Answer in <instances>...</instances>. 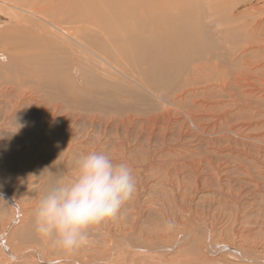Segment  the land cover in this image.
Segmentation results:
<instances>
[{
    "label": "rangeland",
    "instance_id": "374dc122",
    "mask_svg": "<svg viewBox=\"0 0 264 264\" xmlns=\"http://www.w3.org/2000/svg\"><path fill=\"white\" fill-rule=\"evenodd\" d=\"M49 1L59 4L58 9L48 15L50 20H57L56 23L60 22L59 25L65 28L78 27L77 36L86 38L87 43L95 45L128 74L131 73L129 75L136 78L138 83L152 87L155 96L146 91L147 94L139 86L135 87L136 84L132 85L127 79L113 75L99 64L100 61L78 53L74 47L66 46L59 39L52 40L50 36L44 37L49 52L48 56L45 54L47 58L40 59L44 52H38L34 56L38 62L33 60L30 65L31 68H37L42 64L44 70L50 66L45 70L49 71L48 74L41 73L31 79L22 77L21 80L17 76L18 70L14 66L5 67L0 56V238L11 251L26 256L25 261L20 263L46 264L50 258L60 264L63 260L71 261L77 256L82 259V256L90 255L82 246L66 252L39 236L34 228L33 210L50 186L60 180L71 179L75 161L80 155L97 151L108 154L115 162H127L132 167L136 191L116 218L90 229L88 240L96 243L92 246L96 249L93 254L101 253V247L108 237L106 230L116 221H122L125 227H129L132 221H140L141 228L147 233L151 231V234L173 233L180 228V223L186 221L192 224L211 221V225L218 228L216 237L222 234L221 228L236 227L237 232L250 233L249 242L256 246V253L253 255L251 252L252 259L244 256L246 260L236 263L224 258L223 262L215 264H262L252 260L260 258L264 261V174L262 164L256 165L258 168L254 169L252 163L256 159L264 161V149L259 153L254 150L255 144L248 151L244 147L233 149L219 139L222 133L210 135L215 132L218 117L226 116L219 120L224 127L243 122L247 124V131L236 132L264 140V113L260 112L264 110V0H177L173 11L161 16L145 15L144 8L137 5L134 8L137 12L118 19L114 14H100L102 23L97 15L98 20L91 21L94 25L89 24V27L96 26L91 29L97 31L100 28L104 33L99 30L90 33L92 36L88 33V25L84 23L88 16L74 12L73 5L78 0ZM34 2L29 0L28 5ZM61 10L66 12L60 13ZM6 14L8 11L2 9L0 17L12 19L10 14ZM82 16L85 18L82 19ZM95 17L92 16L93 19ZM2 27H5L4 21L0 22V29ZM176 27L181 30V35L186 29L192 33L201 30L203 53L193 52L184 46L181 35L176 38L172 34ZM124 30L130 35H137L130 45L127 44V37L119 33ZM88 35L90 38H87ZM95 36L101 37L104 43H96ZM104 36L111 39L118 37L111 42L119 49H110ZM169 36L176 41L175 47L169 48L170 60L175 63L172 62V67L168 69H160V75L155 76L153 69L156 63L167 59L164 51ZM38 40L33 42L36 46L44 41ZM141 43H149L147 54L137 49ZM176 49H183V53L175 54ZM137 64L142 67H137ZM252 65L254 70L250 68ZM219 75L225 80L224 83L228 80L229 85H224V91L216 86ZM237 77L242 82H235ZM246 80H250L254 88L248 87ZM19 95L32 100L16 107ZM237 100L246 107L244 111L237 109ZM165 101L174 102L179 108L171 112L168 126L163 128L165 124L161 122L156 126L149 125L152 116L166 111ZM250 107H256L259 111L252 110V113L248 110ZM187 116H191L193 121L188 120ZM196 124L201 126V132L209 131V136H202ZM192 161L199 170L198 176L194 174L193 165L191 168L184 164ZM218 166L222 170L215 173L212 169ZM241 166L242 170H239ZM247 167H250L251 176L245 173ZM258 170L261 176L259 184L255 182ZM171 182L173 188L167 186ZM197 187L203 188L204 193L195 192ZM223 233L225 236L227 232ZM200 238L204 241L212 239L207 233L201 234ZM183 245L181 249L190 248L189 253L196 255L193 242L189 246ZM0 258V264H9L4 256ZM218 258L222 260V257Z\"/></svg>",
    "mask_w": 264,
    "mask_h": 264
},
{
    "label": "bare ground",
    "instance_id": "6f19581e",
    "mask_svg": "<svg viewBox=\"0 0 264 264\" xmlns=\"http://www.w3.org/2000/svg\"><path fill=\"white\" fill-rule=\"evenodd\" d=\"M159 1L160 0H134V1H132V0H78L73 5V8H74V12L75 13H81L85 17L88 16V18H86L87 20L85 19L86 21H84V23L86 22V24L88 25L87 28L90 29L88 31L89 34L90 33H97V31H99V30H100L101 33H104L99 28V26H98L99 30H97V31L94 30V29H91V28H94L96 26H93V27L91 26V28L89 27V24H91V21L92 22L93 21L95 22L98 19H99V21H101L100 19L102 17H100V14H105V15L106 14H114L115 16L117 15L115 18L122 17L123 15H132L135 12H137L134 9L137 5H139L140 7L144 8L143 13L145 15L146 14L147 15L167 14V13H170V12L173 11V8L176 5V1L177 0H162L161 3H159ZM28 3H29V0H19V1H17V0H0V16L2 14V9L7 10L8 11V14H10L12 16V19L0 17V22L1 21H4V24H5V27H2L0 29V56L3 57V62L2 63L4 64L5 67H9L10 66V68H11L12 66H14V69L15 70H18V72H17L18 75L17 76L20 77L21 80H23L22 77H27V78L31 79V78H34L35 76H37L38 74H41V73H45L46 72L48 74L49 71H45V70H47L48 67H50V66H46L45 65L47 67V69L44 70L42 64H39L37 68H31L30 65L32 64V61L35 60L34 59L35 58L34 56L38 52H39V54H40V52H44L40 56V59L47 58V57H45V54H47V56H48L49 52L46 50V46L45 45H47V44H46V40H44V37L48 38V36H50L52 40L59 39V40L63 41V43H65L66 46L72 47V48L74 47L75 50L78 53L83 54V55H87V56L91 57L92 59H94L96 61H100L99 64H101L102 67H104L105 69H108L109 71H111L112 74L113 73L116 74L117 76H119V78H122L123 77L122 78L123 80L124 79H127V81L131 82V84L132 83L133 84H136L135 87L139 86L140 87L139 89L142 88L143 90H145V92L147 91V92H149V94L152 93V96H155L154 93H153L154 91L151 90L152 87L149 88V87L143 85L142 82H141L142 84L141 83H138L136 81L137 80L136 78H132L130 76L131 73H129L130 74L129 75L124 68H122L121 66H118L115 62H113V60H111L109 58V56H106L104 53H102L96 47H94L95 45L92 46L89 43H87L86 42L87 41L86 38H81V37L77 36V34H78L77 28L78 27L77 28L76 27H73V28H65V27H62V26L59 25L60 22H57L58 23L57 24L56 23L57 20H55V22L52 21V20H50L51 18L49 19L48 18L49 17L48 15H50L51 13L55 12L58 9V7H59V4L58 3H52V1H49V0L48 1L35 0L34 4H32V5H28ZM62 12H66V11L65 10H61L60 13H62ZM73 13H72V15H73ZM8 14H6V15H8ZM66 15H70V14H66ZM94 15H96V17L93 19L92 16H94ZM97 15L100 18L97 19ZM105 15H103V17ZM63 17H65V16H63ZM66 17L68 18V16H66ZM85 17H83L82 19H84ZM124 18H125V16H124ZM102 20H104V19H102ZM112 20H114V19H112ZM81 22H80V24H81ZM6 23H10V24L7 25ZM100 23H102V21ZM73 25L74 24H72V26ZM103 28H105V27H103ZM111 28L113 29L114 27H111ZM85 32H87V29L85 30ZM172 32H173L172 34L176 38H178L181 35V30H177V27L174 28L172 30ZM119 33H121L122 35H124L125 37H127V44H129V45H130V41H132L133 38H136L137 37V35H135V34H131L130 35L125 30L124 31H121ZM194 33L197 34V35H195ZM194 33L190 32L187 29L186 30H183V35L180 36V38L182 40V43H183L184 46H186V47L188 46L189 49L193 50V52H198V53L201 52V53H203L201 50L203 49V43L202 42H204V41L200 37L202 35L201 34V30L200 31H194ZM85 34H87V33H84L83 35H85ZM110 34H111V32H110ZM257 34L258 33H256V35ZM118 35H120V34H118ZM253 35H255V34H253ZM95 37L97 38V42L96 43H98L99 45H102L104 43V42L103 43L101 42V37L100 38H98L97 36H95ZM87 38H90L89 35H88ZM251 38H248V39H251ZM104 39L107 40V43L109 42L110 49H111V47H114L116 49H119V47H117L116 45H114L113 42H111L112 39H118V37H112V39H111V37L104 36ZM35 40H38V42L40 40H44V41H42L40 43V45L36 46V44L33 43ZM19 41H22L23 43H20ZM175 43H176V41H174L173 39H171V36H169L167 42H165L166 50L164 51L165 55L167 56V59L164 60L161 63L160 62L156 63V65H155V67L153 69L154 70L153 73L155 74V76L160 75V73H161L160 69L161 70L164 69V68L165 69H168V67H170V66L172 67V62L175 63L174 61L171 62V60H170L171 54H170V51H169V48L170 47L171 48H174L175 47L174 46ZM190 45H192L194 47H191L190 48ZM59 48H60V46H59ZM149 48H150L149 43H141L140 46L137 49L140 50V51H142L143 54H147ZM240 50H242V49H240ZM61 51H62V48H61ZM61 51H60V53H61ZM63 53L65 54L66 52H63ZM181 53H183V49H176V53L175 54H181ZM244 53L246 55V51ZM160 54H161V52H160ZM67 56L68 55H66V57ZM239 56L240 57H243L240 54H239ZM155 58H156V56H155ZM67 59H68V57H67ZM67 59H66V61H67ZM177 59H179V58H177ZM212 59H214V58H212ZM154 60L152 61V64L151 65H153ZM35 62H38V61L35 60ZM58 62H60V61L58 60ZM52 63H54V62H52ZM179 63H177V64H179ZM259 63H261V62H259ZM263 63H261V64H263ZM141 64H143V63H141ZM141 64H137V67H139L138 65H141ZM68 65L69 64H67V66ZM248 65H250V64H248ZM253 65H255V64H253ZM253 65L250 66V68H252ZM65 66H66V64H65ZM140 67H142V65ZM218 68H220V67H218ZM258 68L261 71L260 67H258ZM258 68H255V69H258ZM51 69H53V68H51ZM61 69H60V71H61ZM132 69H133V65H132ZM249 70H251V69H249ZM252 70H254V67H253ZM51 71L53 72V70H51ZM141 71H143V70H141ZM134 72H132V73H134ZM55 73H54V75H55ZM247 73L248 72H246V74ZM250 74H253V72L250 73ZM133 75L135 76V74H133ZM220 75H223V74L221 73ZM220 75H219V78L221 77ZM224 76H225V74H224ZM51 77H53V75H51ZM249 77H251V76H249ZM57 79H58V77H57ZM235 79H236V81L234 80L235 82H242V80H239L238 77L235 78ZM244 79H246V78H244ZM229 80H230V78H229ZM28 81H31V80H28ZM227 81H226V83H224L225 80L220 78V80H218V82L216 83V86L218 87L217 89H220L221 88L224 91L225 88H226L225 86L229 85V84H227L228 83ZM41 83H43V82H41ZM262 83H264V82H262ZM256 84H258V83H256ZM146 85H147V83H146ZM246 85L248 87L254 88V84L252 82H250V80H246ZM102 86H103V84H102ZM131 89H133V88H131ZM134 89L136 90V88H134ZM120 91H121V89H120ZM128 92L130 94V91L129 90H128ZM216 92H218V91H216ZM133 93H134V90H133ZM30 94H32V93H30ZM83 95H84V93H83ZM91 97H92V95H91ZM263 97L261 99H263ZM18 98H19V100L18 101L16 100L17 102H15L16 103V107H19V105L21 103H23V102H27L29 100H32V99H26L28 97L25 98L22 95H19ZM163 103H164V101H163ZM165 103H166L165 105H166V108H167L166 111L164 112V110H163L164 113L163 112L162 113H159V114L156 113L155 116H152L150 118V120H149V123H148L149 125L156 126L158 123L161 122V123H164L165 124V127L163 126V128H166V125L169 124L170 118H171V112L172 111L175 112L176 109H179V108H177L178 106L174 102H167V101H165ZM41 104H43V103H41ZM235 105L237 106V109L239 111H244L245 108H246L244 105L241 104V102L239 100H237V102H236ZM259 106H261V105H259ZM260 108H262V107H260ZM57 110L59 111V109H57ZM248 110H251L252 113H253L252 110H256V112L259 111L256 107H250V109H248ZM156 112H158V111H156ZM248 112L249 111H247V113ZM260 112L261 113H264V110L261 109ZM252 116H254V115H252ZM186 118L188 120L190 119V121H193V119H192L191 116H187ZM225 118H226V116H219L217 120L215 119L216 120V122H215V128H214V131L215 132L213 134H211L210 136H216L215 134L222 133L223 136H221V138H219V139H221L222 141H224L225 143H227L229 147H231L233 149H237V150L244 147L245 148V151H248L249 150V147H252L254 144H255L254 150L256 149L259 153L264 149V140H261V139H258V138L256 139L254 137H247V136H244L240 132L239 133L236 132V130L242 131V132L243 131H247L246 130V129H248V127H246L247 124H244L242 122L240 125H234V126H230V127H227L226 128V127H224L223 123H221L219 121V120H223ZM196 125H195L196 129L199 132H201V126H198V125L196 126ZM252 127H254V126H252ZM240 129H243V130H240ZM151 132L153 133V131H151ZM208 132L209 131H207V130L206 131H203V132H201V135L202 136H205V135L206 136H209L208 135L209 134ZM214 138H216V137H214ZM232 153H234V152H232ZM194 163H195L194 161H192V162H184V164H186L187 166H191V168H192V165ZM252 164H253V168L254 169L255 168L256 169L258 168L256 165H261L262 164L263 165V167H262V173L264 174V161H260L259 159H256V161H254ZM226 168L223 170V172L226 171ZM249 168L248 167L246 168L245 173H246V175L248 174L249 176H251V172H250V169ZM182 169H183V167H182ZM212 170L215 173H217V172H219V170H222V169H221L220 166H218V167H214ZM239 170H242V166L239 168ZM157 171H158V169H157ZM193 171H194V174H196L197 176L199 175L198 174L199 170L194 165H193ZM183 172H185V171H183ZM214 176L217 177V176H219V174L218 175L214 174ZM255 177L258 178V179H255V182H258V184H259L260 183L259 179H261L259 170L256 171ZM219 178H221V177H219ZM224 181H227V179L224 180ZM228 181H229V183H231L230 180H228ZM232 181H233V179H232ZM221 182H223V181H221ZM240 183H242V182H240ZM252 183H254V182H252ZM199 185H197V186H199ZM222 185H223V183H222ZM254 185L256 186L255 183H254ZM167 186L168 187H171V188L174 187V185L172 184V182L169 183V184H167ZM222 187H224V186H222ZM203 188H205V187L203 186ZM203 188L201 189V188L197 187L195 192L204 193V189ZM234 188H235V186H234ZM172 192H173V190H172ZM229 194H231V193L229 192ZM189 199H192V198H189ZM216 199H217V197H216ZM227 204H229V202L226 203V205ZM226 205H224V206H226ZM188 222L189 221H186L183 224L180 223L179 224V227L180 228L177 231L173 232V233H170L169 232V234H166L165 232L164 233L157 232L155 234H153V233L151 234L150 233L151 231H149V233H147V231L145 232V229L144 228H141V222L140 221H132L131 224L129 225V227H125V225H123V222L122 221H116V224H113L109 229L106 230L108 237L106 238V241L103 243V245H102L103 247H101V249H102L101 253H99L98 255L93 254L96 249L93 248L92 246L96 245V243H95L94 240H87V242L82 247H83V249L85 251H87V253H90V255L82 256L83 257L82 259L77 256V259H72L71 261L63 260V261L60 262V264H215V263H221V262H223L224 258H229L230 260H234V261H236V263H239L240 261H242L244 259L246 260V258H244V256H247V258L249 257V258L252 259L251 252L253 253V255L256 253V252L254 253V250H255V247H256L254 245L255 243L253 244L252 242L251 243L249 242V238L251 239L250 233L247 234V233H244V232H237V230H235L236 227L235 228L230 227L231 230L229 231L230 228L227 226L228 227L227 229H222L221 228L220 234L221 233L222 234L219 237H216V234L218 232V228H216V226H214V225H211V223H210L211 221L210 222H204L203 221L201 223H193V224H192V222L191 223H188ZM215 222H217V221H215ZM194 224H196V225H194ZM263 227H264V225H263ZM98 230L100 231V229H98ZM241 230H243V229L241 228ZM246 231H247V229H246ZM223 232H225V233L227 232L225 236H224V233ZM229 232H231V235L229 234ZM203 233L209 234L212 239L207 240V239H209V238H207L206 239L207 241H204L202 238H200V235L203 234ZM228 235H230V236H228ZM236 239H237V241H236ZM3 241H4L3 238H0V251L2 252L0 254V257L1 256H4L5 259L7 260V262L9 264H23V263H20V262L22 260L25 261L26 256L24 254H20V253H16L14 251H11L10 247L8 245H6ZM192 242H193V247L197 250L196 255H191V253H189V252H191L190 248L188 250L181 249L182 244H184L186 246L187 245L189 246L190 243H192ZM99 251H100V248H99ZM262 253H264V252H262ZM212 257H214V258H212ZM218 257H222V260L220 258H218ZM256 257H259V256H256ZM263 259H264V256H263ZM0 260H1V258H0ZM237 261H239V262H237ZM252 261H254V263H258L260 261L262 264H264V261H261L260 258H255ZM49 262H47L46 264H58V263L54 262V260H52V259L50 260V258H49ZM230 263L232 264V262H230ZM240 263H242V262H240ZM243 264H245V263L243 262Z\"/></svg>",
    "mask_w": 264,
    "mask_h": 264
},
{
    "label": "clouds",
    "instance_id": "9594fccd",
    "mask_svg": "<svg viewBox=\"0 0 264 264\" xmlns=\"http://www.w3.org/2000/svg\"><path fill=\"white\" fill-rule=\"evenodd\" d=\"M135 191L127 162H115L104 152L82 154L71 179L56 182L40 197L33 210L35 231L72 252L87 242L90 229L116 218Z\"/></svg>",
    "mask_w": 264,
    "mask_h": 264
}]
</instances>
